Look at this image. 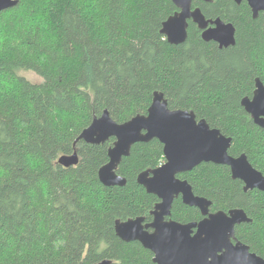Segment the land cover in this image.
Returning a JSON list of instances; mask_svg holds the SVG:
<instances>
[{
  "label": "trees",
  "instance_id": "1",
  "mask_svg": "<svg viewBox=\"0 0 264 264\" xmlns=\"http://www.w3.org/2000/svg\"><path fill=\"white\" fill-rule=\"evenodd\" d=\"M206 20L231 23L236 43L220 49L191 21L185 43L170 45L162 24L177 8L170 0H19L0 14V264H155L138 242L115 234L117 220L143 217L159 202L137 183L163 164L158 140L135 144L117 174L124 187H105L104 144L77 141L108 111L118 124L145 115L153 94L171 110L193 111L232 139L231 156L245 154L264 175V129L241 106L255 82L264 85V16L245 2L195 0ZM21 72H33L31 83ZM76 152V166L61 156ZM210 211L242 209L250 223L236 238L264 258V193L244 192L227 166L202 163L180 174ZM171 218L199 222L200 211L175 199Z\"/></svg>",
  "mask_w": 264,
  "mask_h": 264
},
{
  "label": "water",
  "instance_id": "2",
  "mask_svg": "<svg viewBox=\"0 0 264 264\" xmlns=\"http://www.w3.org/2000/svg\"><path fill=\"white\" fill-rule=\"evenodd\" d=\"M19 0H0V14L17 6ZM177 8L163 24L161 34L170 45L178 46L188 38L189 21L202 31L201 38L214 42L220 49L235 45L236 30L231 23L220 19L206 20L195 0H170ZM212 3L213 0H199ZM237 5L246 2L253 18L264 14V0H233ZM241 106L253 123L264 129V86L256 80L252 98H243ZM113 138L107 164L98 171V179L105 187H124L126 180L117 174L123 158L130 155L137 143L158 140L163 145L164 163L140 173L137 183L159 202L151 212L152 221L143 217L117 220L116 236L125 243L138 242L153 255L155 264H264V258L252 253L235 235L237 226L250 223L242 209L210 213L211 202L196 196L191 185L177 176L192 171L202 163L227 166L233 180H240L244 192L259 190L264 193V175L249 163L247 156H231L232 139L205 120H197L193 111L171 110L164 95L153 94L145 115H136L118 124L108 111L94 118L77 141L90 145L104 144ZM76 152L58 159L64 168L76 166ZM181 198L184 205L199 209L204 217L199 222L182 224L171 219L172 205ZM103 260L96 264H110Z\"/></svg>",
  "mask_w": 264,
  "mask_h": 264
},
{
  "label": "rangeland",
  "instance_id": "3",
  "mask_svg": "<svg viewBox=\"0 0 264 264\" xmlns=\"http://www.w3.org/2000/svg\"><path fill=\"white\" fill-rule=\"evenodd\" d=\"M21 75L24 76L27 80H29L31 83H40L42 82L41 78H39L35 73L33 72H21Z\"/></svg>",
  "mask_w": 264,
  "mask_h": 264
},
{
  "label": "flooded vegetation",
  "instance_id": "4",
  "mask_svg": "<svg viewBox=\"0 0 264 264\" xmlns=\"http://www.w3.org/2000/svg\"><path fill=\"white\" fill-rule=\"evenodd\" d=\"M245 3H246V2H245ZM246 4H247V3H246ZM247 6H248V5H247ZM248 8L250 9L249 6H248ZM193 9H195V8L193 7ZM177 11H178V10H177ZM250 11H251V9H250ZM251 13H252V12H251ZM260 14H262V15L264 16L263 13H259V15H260ZM259 15H258V16H259ZM204 17H205V16H204ZM252 18H253V15H252ZM253 19H256V18H253ZM189 22H190V21H189ZM224 23H225V22H224ZM198 30H199V29H198ZM201 32H202V31H201ZM255 84H256V82H255ZM263 86H264V85H263ZM254 90H255V89H254ZM252 96H253V95H252ZM251 98H252V97H251ZM251 98H250V99H251ZM240 104H241V103H240ZM242 108H243V107H242ZM244 111H245V110H244ZM245 113H246V112H245ZM246 114H247V113H246ZM247 115H248V114H247ZM248 116H249V115H248ZM249 117H250V116H249ZM250 118H251V117H250ZM251 120H252V119H251ZM241 155H242V154H241ZM238 156H240V155H238ZM236 157H237V156H236ZM163 163H164V162H163ZM160 166H161V165H160ZM178 199H180V198H178ZM198 210H199V209H198ZM200 213H201V212H200ZM210 213H214V212H211V211H210ZM201 216H202V214H201ZM203 218H204V217L202 216V219H203ZM171 219H172V218H171ZM202 219H201V220H202ZM172 220H173V219H172ZM201 220H200V221H201ZM174 221H176V220H174ZM176 222H178V221H176ZM179 223H181V222H179ZM188 223H194V222H188ZM188 223H182V224H188Z\"/></svg>",
  "mask_w": 264,
  "mask_h": 264
}]
</instances>
